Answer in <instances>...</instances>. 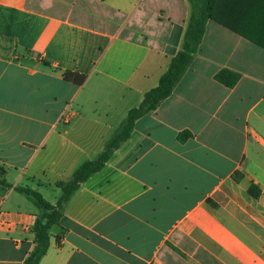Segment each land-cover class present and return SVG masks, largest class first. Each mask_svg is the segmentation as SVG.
<instances>
[{
  "label": "crops",
  "instance_id": "1",
  "mask_svg": "<svg viewBox=\"0 0 264 264\" xmlns=\"http://www.w3.org/2000/svg\"><path fill=\"white\" fill-rule=\"evenodd\" d=\"M191 14L189 0H0L8 183L56 205L55 183L98 158L158 85ZM223 69L240 75L234 88L215 80ZM43 213L0 185V264L25 263ZM40 264H264V48L210 20L172 95L66 204Z\"/></svg>",
  "mask_w": 264,
  "mask_h": 264
},
{
  "label": "trees",
  "instance_id": "2",
  "mask_svg": "<svg viewBox=\"0 0 264 264\" xmlns=\"http://www.w3.org/2000/svg\"><path fill=\"white\" fill-rule=\"evenodd\" d=\"M192 14L186 33L183 49L172 59L169 68L161 77L158 85L148 91L138 107L131 109L121 122L111 139L106 143L98 158L85 162L68 181H58L56 187L62 195L56 205L47 201L37 190L25 187H14L4 178L5 169L0 167V185L7 189H15L36 200L44 213L37 216L33 231L35 246L24 264H40L50 248L51 229L60 225L66 204L81 189L82 185L93 175L101 172L120 146L132 135L135 123L141 117L155 111L163 101L169 98L192 65L206 32L210 20L229 28L244 38L264 48V0H189ZM51 67L50 64H46ZM65 81L82 86L87 76L76 72L57 69ZM215 80L228 88H234L240 75L223 69L215 75ZM192 137L189 131L178 135L181 142ZM261 191L255 185L249 188V194L257 198Z\"/></svg>",
  "mask_w": 264,
  "mask_h": 264
},
{
  "label": "rangeland",
  "instance_id": "3",
  "mask_svg": "<svg viewBox=\"0 0 264 264\" xmlns=\"http://www.w3.org/2000/svg\"><path fill=\"white\" fill-rule=\"evenodd\" d=\"M59 192H60V190H59ZM45 196L47 197V194ZM60 196H61V193H60Z\"/></svg>",
  "mask_w": 264,
  "mask_h": 264
}]
</instances>
